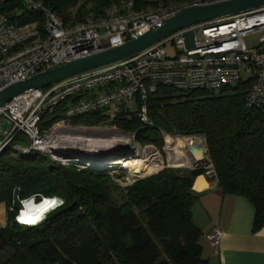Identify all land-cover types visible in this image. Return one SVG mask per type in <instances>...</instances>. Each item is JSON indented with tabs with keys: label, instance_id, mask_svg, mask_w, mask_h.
<instances>
[{
	"label": "trees",
	"instance_id": "trees-1",
	"mask_svg": "<svg viewBox=\"0 0 264 264\" xmlns=\"http://www.w3.org/2000/svg\"><path fill=\"white\" fill-rule=\"evenodd\" d=\"M37 1L72 25L85 16L98 17L124 0ZM132 1L140 11L155 9L160 2ZM0 14L12 23L35 24L42 31L40 13L26 10L24 0H0ZM250 83L242 81L218 91L162 87L147 100L151 125L142 124L136 111L121 108L108 120L133 134L138 144L157 149L162 134L201 136L217 187L250 203L253 231H260L264 230V113L246 107ZM107 110L78 116L72 124L100 126L109 117ZM61 117V110L44 114L40 129L50 128ZM29 143L17 135L0 153V204L7 216L0 226V251L11 253L4 264H208L191 214L199 198L192 183L201 170L166 167L135 181L115 199L105 170L62 166L42 154L23 156L13 149ZM30 198H58L62 204L35 226L19 225L17 211ZM23 217L22 211L19 220Z\"/></svg>",
	"mask_w": 264,
	"mask_h": 264
},
{
	"label": "built area",
	"instance_id": "built-area-1",
	"mask_svg": "<svg viewBox=\"0 0 264 264\" xmlns=\"http://www.w3.org/2000/svg\"><path fill=\"white\" fill-rule=\"evenodd\" d=\"M226 1L230 0L181 4L160 0L157 8L140 11L132 0H124L104 9L98 17L85 16L66 25L48 5L24 0L26 10L40 13L43 28L41 31L35 24L12 23L0 14V91L36 74L137 39L182 10ZM188 31L194 33V48L190 49L185 47L183 38ZM251 34L259 36L254 46L248 47L245 39ZM242 81L251 82L246 107L259 108L264 113V6L179 29L136 56L13 98L0 107V126L9 123L7 130L0 131V153L17 135H23L29 145L13 146L21 155L39 153L59 165L85 169L79 167L80 158L63 151L66 141L58 135L90 129L74 126V118L111 108L115 112L120 108L132 111L135 103L140 122L149 126L147 100L159 88L218 91ZM58 110L62 117L41 130L42 116ZM52 199H56V204L51 211L62 204L58 198L39 200ZM22 211L21 206L15 221L31 226L20 223ZM221 236L217 228L205 235L215 253Z\"/></svg>",
	"mask_w": 264,
	"mask_h": 264
},
{
	"label": "water",
	"instance_id": "water-1",
	"mask_svg": "<svg viewBox=\"0 0 264 264\" xmlns=\"http://www.w3.org/2000/svg\"><path fill=\"white\" fill-rule=\"evenodd\" d=\"M263 6L264 0H230L214 5L199 6L182 10L166 20L160 27L146 32L137 39L127 41L121 46L107 49L89 57L60 65L6 87L0 91V107L11 101L13 98L31 90L47 88L74 76L85 74L136 56L149 47L163 41L179 29L189 28L193 25L244 13ZM183 38L187 49L194 48L193 31L185 33ZM8 128L9 123L3 122L2 126H0V131L1 129L7 130ZM186 140L191 141V138L187 137ZM195 152L202 153V162L207 158V152L200 146L195 145L190 148V155L193 156ZM195 166H198V164ZM212 181L213 179L210 180V182ZM30 199L34 201L35 198ZM30 199L24 200V202ZM23 203L21 205L22 207H24Z\"/></svg>",
	"mask_w": 264,
	"mask_h": 264
},
{
	"label": "crops",
	"instance_id": "crops-1",
	"mask_svg": "<svg viewBox=\"0 0 264 264\" xmlns=\"http://www.w3.org/2000/svg\"><path fill=\"white\" fill-rule=\"evenodd\" d=\"M210 180L200 174L192 183V190L199 194L191 214L201 232L202 257L208 264H264V230L253 231L252 206L245 198L223 194L216 180ZM6 218V208L0 204V226ZM213 228L222 233L216 253L205 238Z\"/></svg>",
	"mask_w": 264,
	"mask_h": 264
},
{
	"label": "rangeland",
	"instance_id": "rangeland-1",
	"mask_svg": "<svg viewBox=\"0 0 264 264\" xmlns=\"http://www.w3.org/2000/svg\"><path fill=\"white\" fill-rule=\"evenodd\" d=\"M146 1H156V0H146ZM149 10H151V9H149ZM258 36L259 35H257V34H251L248 37H246V39H245L246 45L248 47L254 46V44L257 42ZM167 53L170 54V51H168ZM132 111L133 112L136 111L135 103L133 104ZM114 112H115V109H112V108L110 109V111L107 110L106 115L109 116L106 118L107 121L105 120V122L101 123L100 126L90 127V129L81 128V129L76 131L75 135L79 138L90 136L91 137L90 139L103 140V141H105L108 138L109 139L112 138V139L122 141L123 144L127 145L125 147L122 146L120 143H117L119 145H113V144H115V141L112 142L111 144H103L102 146L99 143H95V142L90 143L91 149H94L97 152H103V153L106 152L107 154H104V156H107V155L110 156L111 155V157L126 160V161L127 160L146 161L148 159V153L150 151L156 153L158 156V158H157L158 167H155L154 171L149 172L147 174H144L143 176H145V177L142 176L143 178L142 177H132L127 169H119V168H115V169H107V168L91 169V170H98L99 169V170H105L106 171V175H108L109 181L111 184V186H110L111 187V194L113 195V197L115 199H120L121 195L124 194L126 187L131 186L133 183H135V181L144 179V178L149 177L151 175H154L166 167L167 168H176V169L201 170L203 176H206L207 178L211 177V179L214 180V174L212 173L213 168H212V165L210 163L208 156H207V158H205L203 160L202 163H198V166H195V165L172 166V165L168 164V162H167L168 155H167V152L165 151L168 142H173V143L175 142L176 143L178 139L183 140V139H186L187 137L162 134V145H161L160 149H157L153 145L142 146L135 141L133 134L126 133V132H124V131H122V130L118 129L117 127L110 124L108 119H111L113 117ZM76 126H80V124H78ZM97 138H100V139H97ZM190 138H191V140H193V142H195L196 146H200L204 151H206L204 139L201 136H194V137H190ZM108 146L111 147V148H109L110 150L108 149ZM72 147L78 148L77 146L76 147L72 146ZM146 147H152V148H146ZM90 154H92V156L95 157L93 155V153H90ZM94 159H99V158H93V160ZM79 161L81 162L79 165L80 168L83 167L86 169L85 166L86 165L88 166L90 164V163H88L90 161L89 160L87 161V159L86 160L80 159ZM36 201H38V198L34 199V202H36ZM44 218L45 217H43V219ZM10 254H11L10 250H8V249L0 251V264H4V262L7 260V258H9Z\"/></svg>",
	"mask_w": 264,
	"mask_h": 264
},
{
	"label": "bare ground",
	"instance_id": "bare-ground-1",
	"mask_svg": "<svg viewBox=\"0 0 264 264\" xmlns=\"http://www.w3.org/2000/svg\"><path fill=\"white\" fill-rule=\"evenodd\" d=\"M75 132H64L63 134H58L59 136L62 135L64 140L66 141L63 146V151H66L69 153L72 157H77L80 159H87L90 163L86 169H96V168H107V169H127L128 172L131 174L132 177H142L144 174H147L149 172H152L155 170V167H158L157 162V154L150 151L148 153V159L146 161L141 160H122L117 159L114 157H111V155L104 156V154H107L106 152H97L94 149L90 148V143H99L101 146L103 144H111L115 141V144L113 145H119L117 143H120L122 146H127L122 143V141L108 138L105 141L103 140H95L90 139L91 137H77L75 135ZM100 139V138H97ZM81 145V146H80ZM72 146H77L78 148H73ZM92 146V145H91ZM192 146H195V142L193 140L189 141L186 139L180 140L178 139L177 142H168L165 151L167 152V162L169 165L172 166H191L196 165L198 163H202L203 155L201 152H195L192 155H190L189 150ZM93 148V147H92ZM111 148L108 146V149ZM54 149L57 151L58 148L54 147ZM62 150V149H61ZM110 150V149H109ZM95 157L92 156V154ZM108 157V158H107ZM93 158H99L94 159ZM99 170V169H98ZM126 171V170H125ZM145 177V176H143ZM142 177V178H143ZM137 179V178H136ZM55 202V203H52ZM56 204V199L52 200H39L38 202L32 201V199L26 201L23 203V213L24 217L21 221L22 224L27 225H34L37 224V222L41 221L43 218V215L47 213L54 205ZM30 221V222H25ZM38 222V223H39Z\"/></svg>",
	"mask_w": 264,
	"mask_h": 264
},
{
	"label": "snow or ice",
	"instance_id": "snow-or-ice-1",
	"mask_svg": "<svg viewBox=\"0 0 264 264\" xmlns=\"http://www.w3.org/2000/svg\"><path fill=\"white\" fill-rule=\"evenodd\" d=\"M52 203H55V202H52ZM25 222H30V221H25Z\"/></svg>",
	"mask_w": 264,
	"mask_h": 264
},
{
	"label": "clouds",
	"instance_id": "clouds-1",
	"mask_svg": "<svg viewBox=\"0 0 264 264\" xmlns=\"http://www.w3.org/2000/svg\"><path fill=\"white\" fill-rule=\"evenodd\" d=\"M30 227V226H29Z\"/></svg>",
	"mask_w": 264,
	"mask_h": 264
}]
</instances>
